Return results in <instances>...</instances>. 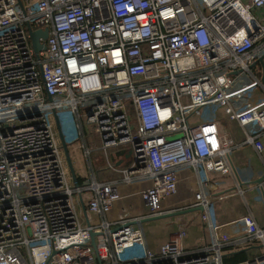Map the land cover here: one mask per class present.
<instances>
[{"label":"built area","instance_id":"2783aa9c","mask_svg":"<svg viewBox=\"0 0 264 264\" xmlns=\"http://www.w3.org/2000/svg\"><path fill=\"white\" fill-rule=\"evenodd\" d=\"M42 30L36 57L29 31ZM263 51L264 0H0V264H222L227 244L264 251L251 214L207 218L208 237L192 248L184 229L155 220L178 211L159 209L177 194L179 168L221 170L241 145L261 152ZM210 105L238 143L219 120L198 119ZM52 111L75 117L86 161L94 129L116 179L89 164L75 186ZM122 146L131 158L116 168L106 151ZM197 188L192 207L207 215L215 201ZM114 207L123 217L109 221Z\"/></svg>","mask_w":264,"mask_h":264},{"label":"crops","instance_id":"0c3cea01","mask_svg":"<svg viewBox=\"0 0 264 264\" xmlns=\"http://www.w3.org/2000/svg\"><path fill=\"white\" fill-rule=\"evenodd\" d=\"M231 139L234 143H238L241 140L240 130L238 136L233 135ZM260 141L262 144L260 153H257L250 145H241L240 149H232L228 157V165L221 170L214 171L209 164H205L203 173L200 170L198 174L188 167L178 169L177 194L167 200L172 203L170 209L183 211L194 208L192 206L195 203V194L199 192L197 182L201 183L204 197L207 200L213 198L215 201L211 203L207 215L198 211L170 218L171 222L176 225L173 227L174 229L185 230L182 243L184 245L186 242L187 248L198 247L205 242L208 237L207 218L214 224H222L231 222L245 214H251L256 224L264 228V182L262 197H260L256 185L250 183L264 174V134L260 137ZM247 148L251 161L244 158V151ZM216 196L222 197L214 200ZM116 208L114 207L111 213L116 214ZM255 246L257 245L250 244L244 247L227 244L222 248V251L223 254H229L251 248L245 251L246 261L238 264H264V251L261 248H252Z\"/></svg>","mask_w":264,"mask_h":264},{"label":"rangeland","instance_id":"374dc122","mask_svg":"<svg viewBox=\"0 0 264 264\" xmlns=\"http://www.w3.org/2000/svg\"><path fill=\"white\" fill-rule=\"evenodd\" d=\"M264 53V51H263ZM252 94L254 96L253 101L254 100H258L260 98H262V92L260 89L256 88L252 91ZM58 120H59V124H60V128L61 131L63 133L64 139L68 144V151L75 169V173H77L78 175H80L81 177H86L88 175V171H89V164L91 165L93 171L97 174V176L100 179L103 180H113L116 178L117 174L111 172L108 168H107V162L105 160V156H104V152L102 150L99 149V142L97 137L94 134V129L89 126L88 127V131L89 133L87 134L86 137V144L88 147H94L96 146V150H93L89 161H86L84 158H82V152H80L79 146L82 144V140L78 139L76 132H77V122L75 120V117L72 116L71 114H69V112L64 111V112H58L56 113ZM217 119L220 121L221 126H222V135L227 137V138H233V135H237L239 134V130L237 128H235L233 123H230L227 121V118L225 117L224 111L221 107H215V106H205L203 108H201L199 110V116L198 119L202 120V119ZM83 117L81 119L82 124L84 125L83 122ZM128 150L127 146H122V147H118V148H110L107 149L106 151V155L108 157L109 162L114 165L115 161L120 159L121 156L126 153V151ZM245 154H244V158L246 160H250V154L248 153V148L245 149ZM243 152V153H244ZM130 161V159L125 163V165ZM115 167V166H114ZM118 168V167H116ZM261 197V196H260ZM168 199L161 201L160 202V211L163 212L166 209H170L172 203L167 202ZM128 216H136L137 212H133V210H129L128 212ZM108 216V220L109 221H114V220H118L120 218L123 217V213L118 211L116 214L114 213H109L107 214ZM159 223H155V226H158ZM176 225L174 223L171 222L170 218L165 219V222L162 223V227L165 228L166 230L168 229L169 231H171L172 229H174L173 227H175ZM158 228V227H156ZM167 233L163 234L161 236V238L159 239H163L167 237ZM184 245L187 247L188 245L186 244V242H184Z\"/></svg>","mask_w":264,"mask_h":264},{"label":"water","instance_id":"95a60500","mask_svg":"<svg viewBox=\"0 0 264 264\" xmlns=\"http://www.w3.org/2000/svg\"><path fill=\"white\" fill-rule=\"evenodd\" d=\"M29 35H30L31 44H32L33 50L35 52V55H36V57H38V53H40L41 51L44 50V46H43L42 43L39 42V39H42V40L46 39L47 30L35 31V32L29 31ZM257 62L259 63V65L262 68L261 83L264 86V55L261 56L258 59ZM52 118H53L54 126H55V129H56V132H57L58 140H59V143H60L64 158H65V161H66V164H67V167H68L69 174H70L71 179H72L73 183L75 184V186H78L75 169H74V166H73V163H72L69 151H68V144H67V142L64 139L63 133H62L61 128H60L59 120H58V117H57V114H56L55 111H52ZM130 158H131V151H130V149H128L126 151V153H124L121 156L120 159L115 161L114 166L118 167V168H123V167H125L127 165V164L125 165V163ZM263 182H264V174L262 176H260L257 180H255L253 182H250L251 184H255L256 185V187L259 190V193H260L261 197L263 196V189H262ZM81 208H82L83 214H85V209H84V207L82 205H81ZM198 211H202V207L201 206H197V207L191 208L189 210L174 211V212L165 214L162 217L155 218V220L156 219L159 220V219L172 218V217L183 215V214H186V213H189V212H198ZM93 238H94V234L90 233V241H91L90 245H91V247L94 248L95 245H94ZM252 248L260 249L261 247L260 246H255V247H252ZM249 249H251V248H245V249L240 250L238 252L248 251ZM238 252H232V253H229V254H223L222 258H224L225 256H228V255L236 254Z\"/></svg>","mask_w":264,"mask_h":264},{"label":"trees","instance_id":"16d2710c","mask_svg":"<svg viewBox=\"0 0 264 264\" xmlns=\"http://www.w3.org/2000/svg\"><path fill=\"white\" fill-rule=\"evenodd\" d=\"M83 179L82 178H78L77 179V183H81ZM246 252L245 251H242V252H238L236 254H233V255H228V256H225L223 259H222V264H238V263H242L244 261H246Z\"/></svg>","mask_w":264,"mask_h":264}]
</instances>
